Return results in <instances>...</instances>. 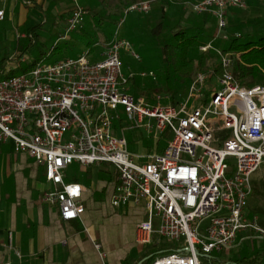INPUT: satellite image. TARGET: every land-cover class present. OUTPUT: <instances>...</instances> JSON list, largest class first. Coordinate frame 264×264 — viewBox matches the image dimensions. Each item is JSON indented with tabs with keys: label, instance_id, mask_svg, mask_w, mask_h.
<instances>
[{
	"label": "built area",
	"instance_id": "built-area-1",
	"mask_svg": "<svg viewBox=\"0 0 264 264\" xmlns=\"http://www.w3.org/2000/svg\"><path fill=\"white\" fill-rule=\"evenodd\" d=\"M155 1L133 2L126 13L148 14ZM72 6L63 38L82 29L89 13L81 0H72ZM246 6L243 0H197L190 8L211 13L220 36L228 12ZM5 19L6 10L0 7V25ZM116 35L97 62L86 51L14 75L27 57L1 62L0 142H13L16 153H26L44 167L49 186L42 202L57 206L64 221L81 220L84 188L65 180L68 167L110 163L117 171L112 204L145 209L137 243L157 237L179 244L151 264H203L205 256L230 251L243 231L264 240V226L247 210L252 177L264 163V85H241L231 70L233 56L211 42L199 50H215L222 73L198 71L185 100L162 105L157 94L158 103L150 104L129 92L121 50L138 60L141 56L128 38ZM149 75L155 77L152 71ZM139 128L154 135V150H130L125 132ZM167 130L173 139L158 151Z\"/></svg>",
	"mask_w": 264,
	"mask_h": 264
},
{
	"label": "crops",
	"instance_id": "crops-1",
	"mask_svg": "<svg viewBox=\"0 0 264 264\" xmlns=\"http://www.w3.org/2000/svg\"><path fill=\"white\" fill-rule=\"evenodd\" d=\"M81 3L95 22L99 15L111 16L123 10L118 0ZM0 7L6 10L0 25L3 62L13 56L27 57L30 45L40 38L49 42L62 36L73 6L72 0H0ZM140 145L142 153L154 150L143 147L144 142ZM166 146L160 147L159 141L157 150ZM103 164L110 163H73L68 167L65 180L83 186L86 210L81 220L64 221L57 206L42 202L43 191L49 186L44 167L28 154L16 153L13 142L1 141L0 264H151L157 256L175 249L177 245L157 237L145 245L137 243L145 209L134 203L112 204L117 171L112 164L102 168ZM73 166L82 177L75 170L74 175L69 174ZM203 262L264 264V240L255 238L253 232H240L230 251L214 252L203 257Z\"/></svg>",
	"mask_w": 264,
	"mask_h": 264
},
{
	"label": "rangeland",
	"instance_id": "rangeland-1",
	"mask_svg": "<svg viewBox=\"0 0 264 264\" xmlns=\"http://www.w3.org/2000/svg\"><path fill=\"white\" fill-rule=\"evenodd\" d=\"M196 1L157 0L154 2L152 11L148 14L126 13L125 8L119 14L114 13L111 16L99 15L104 19L101 21L98 16L96 22L92 20L93 15L87 14L84 27L71 33L66 38H63V32L62 36H59L60 38L55 37L49 42L40 38L37 43L31 44L26 61H20L19 68L11 72V75L27 72L39 63L51 64L63 58H78L86 51H90L88 57L91 62H97L103 58L102 53L107 42L117 36L116 32L118 31V36L128 38L133 44L134 51L141 56V59L138 60L124 49L121 50L123 74L128 79L129 77H134L127 84L129 92L135 97L144 96L153 105L158 103L157 94L162 95V100L159 101L162 105L174 104V102L178 104L187 98L190 86L185 80L176 77L174 57L169 54V49L168 53H166L165 44L172 42L171 39L179 28L185 29V27H189L194 29L203 27L204 35L201 38L202 41L205 44L211 43L217 37L213 44L215 48L221 50L223 45L227 44L228 40L237 34L241 35L248 31H257L259 29L264 30V0H243L247 5L246 8L231 9L230 17L226 16L228 21L227 28L222 29L220 36H218L217 20L211 13L197 14L191 10V3ZM122 19L124 21L121 24ZM163 20L165 21V26L162 32H160L159 36L154 35L152 29ZM56 46L57 48L54 50ZM200 52L206 53L207 51ZM211 52L214 54L215 59L218 57L220 59L215 50ZM3 57L4 54H0V62ZM165 57H168V60H165ZM210 64L208 70H214V65ZM151 71L154 72L155 77L149 75ZM143 72L147 73L148 76L143 77ZM168 76L172 81V91H166L168 87L166 77ZM210 82L213 83V81ZM147 88H152V93L147 94ZM203 93L206 98L209 97L208 91L204 90ZM125 134L129 141V148L134 153L141 152V142H144L142 146L145 148L150 149L156 146L154 135L143 128L127 130ZM173 136L172 130H167L161 136L160 147L165 143L168 144L173 139ZM109 165L103 164L102 168ZM231 165L234 169L236 168L232 162ZM74 170L77 176L82 177L81 172L74 166L71 169L69 168V174L74 175ZM252 179L254 193L249 200L247 210L250 218L257 216L261 225L264 226V163L254 173ZM165 241L179 245L177 242ZM249 244L252 245L254 243L249 242ZM204 264L208 263L204 262Z\"/></svg>",
	"mask_w": 264,
	"mask_h": 264
},
{
	"label": "trees",
	"instance_id": "trees-1",
	"mask_svg": "<svg viewBox=\"0 0 264 264\" xmlns=\"http://www.w3.org/2000/svg\"><path fill=\"white\" fill-rule=\"evenodd\" d=\"M141 0H118L121 9L126 8L133 2ZM164 11V9H163ZM165 12V11H164ZM164 14V13H163ZM165 26V21H160L153 29L154 35L159 36ZM204 35L203 27L194 29L185 27L179 28L172 37L171 43H166V53L174 57V71L176 77L185 80L191 85L194 75L198 71L208 70V66L214 65L215 75L222 73L221 59H215L214 54L209 49L206 53H201L199 48L207 45L202 41ZM212 46H214V41ZM57 48L54 47V50ZM223 53H230L233 56L232 72L241 85L248 88L264 85V30L248 31L240 36L231 37L227 44L222 47ZM168 60V57H165ZM32 66V65H31ZM134 77H129L130 83ZM168 87L166 91H172V81L168 76ZM147 94L152 93V88H147ZM177 104V102H174ZM154 257H152L153 259ZM155 259V258H154Z\"/></svg>",
	"mask_w": 264,
	"mask_h": 264
}]
</instances>
